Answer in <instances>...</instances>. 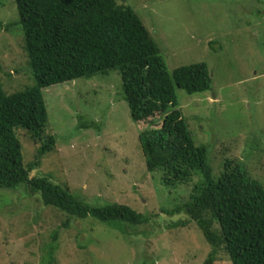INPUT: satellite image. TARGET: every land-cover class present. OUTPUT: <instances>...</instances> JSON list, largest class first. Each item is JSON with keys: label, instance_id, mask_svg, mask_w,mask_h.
<instances>
[{"label": "rangeland", "instance_id": "1", "mask_svg": "<svg viewBox=\"0 0 264 264\" xmlns=\"http://www.w3.org/2000/svg\"><path fill=\"white\" fill-rule=\"evenodd\" d=\"M126 4L160 46L170 72L194 63L208 65L210 91L188 95L177 89L176 94L195 142L209 148L214 172L222 171L226 158L242 159L256 141L260 147L250 167L253 176L264 181V0H126ZM0 22L14 25L10 31L0 30V79L9 95L33 87L36 79L24 50L15 0H0ZM43 95L46 134L56 136L57 150L46 155L31 175L66 182L75 195L78 192L92 204L103 205L97 203L101 199L126 204L153 218L127 229L133 233L127 236L121 234L124 228L119 232L91 217L69 218L37 204L25 186L0 189V264H42L45 244L55 229L58 264H204L211 247L196 224L174 228L166 223L183 214L162 215L188 199L199 178L166 186L161 171H147L139 142L147 124L132 120L120 73L60 83L45 88ZM82 120L95 125L80 128ZM23 131L16 133L27 164L37 145ZM67 220L71 223L66 228ZM78 243L85 246L79 248ZM216 264L232 261L220 250Z\"/></svg>", "mask_w": 264, "mask_h": 264}, {"label": "trees", "instance_id": "2", "mask_svg": "<svg viewBox=\"0 0 264 264\" xmlns=\"http://www.w3.org/2000/svg\"><path fill=\"white\" fill-rule=\"evenodd\" d=\"M15 2L36 84L8 95L0 79V189L15 191L25 186L29 195L35 194L37 204L69 218L91 217L119 232L124 228L121 234L127 236L133 235L127 229L149 223L152 215L131 206L101 198L97 203L104 204L95 205L78 192L75 195L66 182L31 175L46 155L57 150L56 136L46 134L48 112L43 90L118 71L132 120L147 124L139 134L147 171H161L166 186L189 184L199 178L188 199L163 210L162 215L183 214L166 224L174 228L196 224L211 247L204 264H216L220 250L230 256L232 264H264V181L254 177L250 167L259 142L253 141L242 159L226 158L217 174L210 164L207 144L195 142L179 108L177 89L188 95L210 91L213 80L208 65L194 63L170 72L160 46L126 0ZM13 27L0 22V30ZM94 125L80 121V128ZM19 128L37 145L27 164L16 133ZM70 223L67 220L63 225L67 228ZM58 233V229L53 230L51 241L45 244L42 264H58Z\"/></svg>", "mask_w": 264, "mask_h": 264}]
</instances>
